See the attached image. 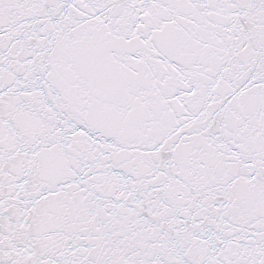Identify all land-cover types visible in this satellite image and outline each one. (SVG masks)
Here are the masks:
<instances>
[{"label": "snow or ice", "instance_id": "obj_1", "mask_svg": "<svg viewBox=\"0 0 264 264\" xmlns=\"http://www.w3.org/2000/svg\"><path fill=\"white\" fill-rule=\"evenodd\" d=\"M0 264H264V0H0Z\"/></svg>", "mask_w": 264, "mask_h": 264}]
</instances>
